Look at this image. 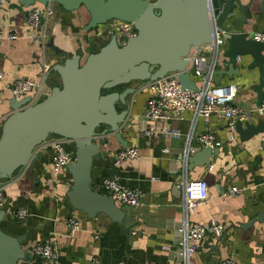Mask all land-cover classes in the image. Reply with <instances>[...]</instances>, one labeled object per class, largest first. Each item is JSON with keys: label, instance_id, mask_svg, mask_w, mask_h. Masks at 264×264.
I'll use <instances>...</instances> for the list:
<instances>
[{"label": "crops", "instance_id": "obj_1", "mask_svg": "<svg viewBox=\"0 0 264 264\" xmlns=\"http://www.w3.org/2000/svg\"><path fill=\"white\" fill-rule=\"evenodd\" d=\"M32 7L43 8L46 12L41 18L48 36L43 50L28 38L26 18ZM253 12H246L247 24L240 26L249 35L264 30V14L258 8H255L257 16ZM88 22L89 15L84 8L66 12L56 4L35 3L25 7L18 0H4L0 7V31L15 35L16 39L0 40V125L12 113L10 87L15 79L41 80L48 68L44 86L48 94L51 88L60 86L59 76L51 71L54 64L76 55L83 63L93 49L110 39L111 35H97L101 27L86 30ZM228 49L229 44L225 42L219 50L216 69H227L228 61L224 56ZM203 50L208 52L205 47ZM193 57L197 55L192 54L190 59ZM211 60L212 56L207 62ZM251 63L250 56L241 57L234 65L239 76H223L221 80V85L236 86L234 105L246 112L256 108L257 100L255 87L259 73L255 68L249 69ZM192 79L199 85L198 78L192 76ZM145 85H131L136 93L126 100L130 127L122 132L126 147L136 148L139 160L115 167L113 155L123 148L108 134L101 145L102 160L93 162L90 174L92 188L104 195L107 194L102 181L106 178H116L124 187L142 191L137 208L118 205L127 214L124 226L129 232L125 233L103 214L89 219L71 208L66 197L71 176L66 170L57 179L53 177L49 144L40 149L41 155L31 174L23 171L0 183V206L6 212L1 230L12 237L25 235L22 248L28 252L36 243L54 240L58 264H178L174 241L185 213L183 192L175 186L184 180H203L208 186V199L187 215V222L206 224L214 218L223 225L224 232L220 238L206 235L194 256L195 264H221L226 259L238 264H264V223L246 226L256 214L264 212V133L242 142L234 132V139L228 141L231 132L222 115L215 114L204 123L192 111L185 112L182 120L148 121L144 111L152 92ZM259 121H264V117L253 115L243 124L256 125ZM149 129L157 132L156 135L143 136ZM165 130L179 132L180 136H164ZM207 132L221 142L218 153L210 157L208 166L195 167L189 172L186 151L196 145L197 137ZM232 187L241 188V193L222 197ZM19 210L26 211V219L19 221L15 217ZM71 218L80 223L79 230L73 234L66 227ZM18 264L50 263L32 256L30 262Z\"/></svg>", "mask_w": 264, "mask_h": 264}, {"label": "water", "instance_id": "obj_2", "mask_svg": "<svg viewBox=\"0 0 264 264\" xmlns=\"http://www.w3.org/2000/svg\"><path fill=\"white\" fill-rule=\"evenodd\" d=\"M242 1L160 0L150 5L144 0H18L25 7L56 4L66 12L84 8L89 15L86 30L117 20L132 23L136 36L120 46L113 33L83 63L76 55L54 64L51 71L59 76L60 86L51 88L39 102L30 103L29 97L10 101L12 113L0 125V183L23 171L31 174L40 149L50 137L65 139L72 143L75 159L66 169L72 181L66 193L71 208L89 219L103 214L128 233L124 226L127 214L110 196L91 186L93 162L102 160L101 145L110 134L126 148L122 132L130 127L126 100L136 93L132 84L176 73L182 89L198 91L188 68L190 56L210 58L203 47L212 43L213 19L214 27L229 44L224 56L227 69L215 66L213 85L220 86L223 76H239L234 67L236 58L250 56L249 69L259 73L255 87V106L259 107L264 99V42L251 40L240 26L247 24V11L254 10L257 16L258 8L264 14V0ZM234 125L242 142L264 133V121L250 125L237 120ZM217 153V148H201L187 158L188 171L208 166L210 157ZM5 217L0 206V264L30 262L31 254L22 248L25 235L12 237L1 230ZM254 223H264V212L256 214L246 226Z\"/></svg>", "mask_w": 264, "mask_h": 264}, {"label": "built area", "instance_id": "obj_3", "mask_svg": "<svg viewBox=\"0 0 264 264\" xmlns=\"http://www.w3.org/2000/svg\"><path fill=\"white\" fill-rule=\"evenodd\" d=\"M148 4H156L160 0H144ZM210 3V0H208ZM4 5V0H0V7ZM45 10L39 7H32L26 18V23L29 30L28 38L38 45L41 50L45 48L48 41L46 30L41 25V18L45 14ZM212 21V43L204 47L211 54L212 60L207 62V58L193 57L190 59L189 71L192 76L199 79L198 91L194 92L189 89H182L178 75L170 73L161 79L153 82H146L145 87L152 92V96L147 100L145 105L144 117L151 122H168L172 119L182 120V116L187 111H192L197 118H201L204 123H208L210 118L215 114L222 115L231 132L227 140L234 139L232 133L235 132V122L248 121L253 115L264 117V99L258 108L252 112H246L234 105L236 97V86L232 84L215 86L212 84V76L216 66V60L220 48L225 41ZM101 30L97 33L98 36L112 35L116 33L117 42L123 46L127 40L136 36V31L132 23H125L117 20H112L104 26H100ZM256 42H264V30L251 33L248 36ZM16 36L12 34H3L0 31V40H15ZM210 56V57H211ZM237 57L236 60H240ZM48 68H45L41 80H33L28 78H17L13 81L10 87V93L16 100H22L25 97L30 98V103H37L44 98L45 79ZM2 74L0 73V78ZM152 129L143 132V136L151 137L156 135ZM164 136L179 137V132H169L165 130ZM264 143V136H263ZM52 154L50 157L51 174L55 179L62 172L66 171L67 166L74 163V150L72 143L69 141L52 136L48 143ZM195 146L188 147L185 154V162L190 155L195 154L201 148L215 149L221 146V142L212 133H204L197 137ZM138 150L134 147H126L118 150L113 155V163L115 167L122 166L128 161H138ZM154 180V179H153ZM102 188L119 206H128L137 208L140 204L142 191L139 188H126L116 178H106L102 181ZM176 190L183 192L184 200V221L182 227L176 231V239L174 241L175 259L178 264H195L194 256L197 249L207 234H211L214 238H220L224 232V227L214 218L208 220L206 224L188 223L187 215L192 214L199 206L204 204L208 199V186L205 181H186L180 182L175 186ZM242 189L232 187L222 194V197H234L241 193ZM15 217L22 221L27 218V213L24 210H19ZM66 227L70 234L78 231L80 223L75 219H68ZM163 250H169L168 247H163ZM31 256L40 259L50 264H58V255L54 240L39 242L33 245L29 251ZM120 264H125L121 262ZM158 264V263H153ZM221 264H238L232 259H226Z\"/></svg>", "mask_w": 264, "mask_h": 264}, {"label": "trees", "instance_id": "obj_4", "mask_svg": "<svg viewBox=\"0 0 264 264\" xmlns=\"http://www.w3.org/2000/svg\"><path fill=\"white\" fill-rule=\"evenodd\" d=\"M107 42H104L99 48L97 47L96 49H93L92 50V53H96L100 50L101 47H103ZM72 148H73V145H72Z\"/></svg>", "mask_w": 264, "mask_h": 264}, {"label": "rangeland", "instance_id": "obj_5", "mask_svg": "<svg viewBox=\"0 0 264 264\" xmlns=\"http://www.w3.org/2000/svg\"><path fill=\"white\" fill-rule=\"evenodd\" d=\"M122 207H125V206H122Z\"/></svg>", "mask_w": 264, "mask_h": 264}]
</instances>
